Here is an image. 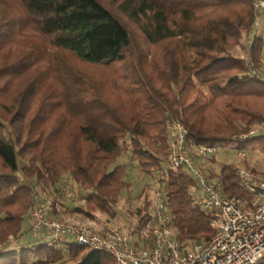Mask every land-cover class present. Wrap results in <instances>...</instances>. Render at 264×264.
Instances as JSON below:
<instances>
[{"label": "trees", "instance_id": "1", "mask_svg": "<svg viewBox=\"0 0 264 264\" xmlns=\"http://www.w3.org/2000/svg\"><path fill=\"white\" fill-rule=\"evenodd\" d=\"M253 1L0 0V247L28 232L34 195L60 193L65 173L87 190L90 218L116 217L121 193L130 187L127 165L117 158L129 153L144 173L161 169L173 121L186 126L190 145L231 144L263 123L264 83L247 62L262 69L264 37ZM32 37L104 66L124 106L85 99L82 92L77 97L78 75L67 61L61 67L40 62L41 43L27 45ZM246 39H252L248 46ZM243 46L246 57L235 52ZM239 144L264 151V135ZM205 163L226 194L242 193L239 164L213 171ZM193 184L183 169L168 174L166 202L181 241L212 235L213 216L195 202ZM143 191L130 235L153 202L152 192ZM73 247H9L0 252V264H115L106 252Z\"/></svg>", "mask_w": 264, "mask_h": 264}, {"label": "built area", "instance_id": "2", "mask_svg": "<svg viewBox=\"0 0 264 264\" xmlns=\"http://www.w3.org/2000/svg\"><path fill=\"white\" fill-rule=\"evenodd\" d=\"M253 6L258 15L264 13V0H254ZM251 42L249 39L246 46ZM242 56H247V50ZM247 62L250 74L264 83V72L251 59ZM254 135H264V121L248 133L234 136L235 142L231 144L190 145L186 126L179 120L173 121L168 125L167 151L161 169L148 176L154 187L149 214L134 235L112 223H102V228L97 229L74 222L59 213L62 207L58 201L37 193L27 214L28 232L12 238L0 247V252L18 240H25L29 233L40 244H74L106 252L115 264H264V171L239 166L242 193L229 195L203 167L219 151L233 149L237 156H246L248 149L239 143ZM177 169L191 175L195 202L213 216L209 238L191 241L178 238L166 202L167 177Z\"/></svg>", "mask_w": 264, "mask_h": 264}, {"label": "rangeland", "instance_id": "3", "mask_svg": "<svg viewBox=\"0 0 264 264\" xmlns=\"http://www.w3.org/2000/svg\"><path fill=\"white\" fill-rule=\"evenodd\" d=\"M257 20L256 30L257 32H262V34H264V13H260ZM135 37L138 42L142 43L140 41L141 38L139 37V34L135 33ZM247 41L248 40L246 39L244 45H246ZM37 43H41L42 45L40 50H37L35 54V56L38 57V60L40 58V62L48 64L52 61V64H54L55 67H61L62 63L64 61H67L70 67L78 75L79 78L75 85L76 88L79 89L76 92L77 97H81L82 92L85 99L100 96L117 107L124 106L123 97L112 87L108 70L104 66L86 63L75 58L69 53L65 54L61 51L53 49L48 45L45 46L42 41L37 40V38H30L27 42V45L33 46ZM142 46L145 47V45L141 44V47ZM235 52L238 53L239 56L243 57L242 55L245 53L244 46L242 48H238ZM262 56L263 61L261 66L263 67H261V70H263L264 72V47ZM128 98H130V96ZM259 125L260 124L256 125L254 128L258 127ZM224 163L239 164L240 166L245 165L247 167L255 169L256 171H264V151H261L258 148L249 149L244 158L237 156L233 149L219 151L216 154L214 160L205 163V165L207 166V168H210L213 171H218ZM116 164L127 165L126 180L130 182V187L122 191L118 205H116V217H111L108 214L96 213L95 217L90 218L86 213V197L88 192L79 184H77L68 173H65L63 175L60 182L62 185L59 188V190L61 191L60 193L57 192V195H54V191H50L49 193L42 195H46L48 197L56 199L60 203L61 207H63V211L66 212L65 216L70 218L74 222L86 224L87 222H89L87 219H91L92 221L97 220L100 222V224L112 223L115 226L125 230L126 232H129L130 229L136 227V216L134 212L136 207L142 205L141 203L144 194L143 190L145 189V193H149V191H151L153 194L154 187L153 182L148 177L149 173H144L143 171H141L138 163L133 157L131 158L129 153L119 156L117 158ZM147 188L149 189V191H147ZM68 191L71 192L70 196L66 195ZM150 196L151 193L149 194V197ZM64 205L72 209L70 210L69 208L64 210ZM76 208H80L81 210L77 211ZM68 210L77 212L78 215L72 218L68 215ZM27 216L26 221L24 222V227L26 228V230H29ZM81 221H86V223H83ZM36 244H38V242L35 239L18 240L16 244L11 245V248L19 249L22 246H32ZM73 248H76V245H74ZM86 251V249H83L84 253ZM63 264H72V261L66 260Z\"/></svg>", "mask_w": 264, "mask_h": 264}, {"label": "crops", "instance_id": "4", "mask_svg": "<svg viewBox=\"0 0 264 264\" xmlns=\"http://www.w3.org/2000/svg\"><path fill=\"white\" fill-rule=\"evenodd\" d=\"M262 53H263V51H262ZM262 61H263V56H262ZM263 67V66H262ZM62 185H61V183H59L58 185H57V188H60ZM53 191V190H52ZM54 195H57V193L55 192L54 193ZM63 208V207H62ZM70 207H68V206H65L64 205V210H66V209H69ZM72 208H70V210H71ZM70 210H68L67 211V213H68V215L70 216V217H74V216H76V215H78V213L77 212H73V211H70ZM73 212V213H72ZM89 222H87L86 223V221H81V222H83V223H86L87 225H89V226H92V227H94V228H97V229H101L102 228V225L100 224V222L99 221H97V220H95V221H92L91 219H87ZM27 222H28V225H29V219L27 218ZM89 223V224H88ZM26 239H33L34 240V238L33 237H31V235L28 233L27 235H26ZM36 240V239H35ZM37 241V240H36ZM38 242V241H37ZM39 243V242H38Z\"/></svg>", "mask_w": 264, "mask_h": 264}]
</instances>
